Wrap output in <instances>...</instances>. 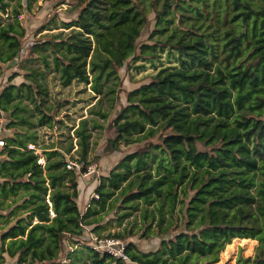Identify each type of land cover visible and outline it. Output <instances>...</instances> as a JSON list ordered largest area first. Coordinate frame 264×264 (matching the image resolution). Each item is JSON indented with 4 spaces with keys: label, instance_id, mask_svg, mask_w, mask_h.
I'll list each match as a JSON object with an SVG mask.
<instances>
[{
    "label": "trees",
    "instance_id": "obj_1",
    "mask_svg": "<svg viewBox=\"0 0 264 264\" xmlns=\"http://www.w3.org/2000/svg\"><path fill=\"white\" fill-rule=\"evenodd\" d=\"M61 2L72 15L51 17L30 41L17 8L0 20V120L12 131L0 145V264H213L234 238L258 241L237 264H264V0ZM9 6L0 0L4 14ZM17 61L25 79L18 70L3 76ZM148 64L158 67L149 81L125 92L120 70ZM47 69L94 93L90 116L74 127L79 170L67 168L72 141L44 146L45 163L28 148L38 144L37 126L56 122L44 107ZM99 119L116 133L104 153L122 158L83 210ZM109 215L128 222L108 237L158 246L127 242L129 262L90 245L64 254L66 239L101 235Z\"/></svg>",
    "mask_w": 264,
    "mask_h": 264
},
{
    "label": "rangeland",
    "instance_id": "obj_2",
    "mask_svg": "<svg viewBox=\"0 0 264 264\" xmlns=\"http://www.w3.org/2000/svg\"><path fill=\"white\" fill-rule=\"evenodd\" d=\"M10 3L8 8V13H13V9L17 8L21 14L23 22H26L29 30V36L27 41H30L32 38L40 36V34L47 32L42 29V32H37L41 26H46L51 17L57 16L59 18H66L72 15L71 5L68 3H63L61 0H37L32 3V8H27V0H5ZM46 1V2H45ZM21 2V6L19 3ZM10 10V12H9ZM7 16V17H6ZM19 17V16H18ZM153 17V15H151ZM10 17L8 15H0V20L6 22ZM154 22L150 28H146L142 34V41H146L150 31L153 29ZM64 29H55L52 31H59ZM36 34V35H35ZM21 61H17L14 66L5 67L3 69V76H8L13 71L18 70L21 77L19 80L25 79L26 71L20 70L18 67ZM175 62V61H174ZM32 62L25 61V64H30ZM163 65H168L169 62L165 59L163 55ZM176 63V62H175ZM36 65L41 66V61L35 63ZM131 64V63H130ZM137 66L140 62L135 63ZM159 64V63H158ZM161 64H159L160 66ZM158 68V67H157ZM155 67H151L149 64L147 69H137L134 65L126 67L120 70L121 77L123 78V87L125 92L136 88L144 82L149 81L148 74L153 73L157 70ZM47 77L44 82L48 88V92L43 96L44 107H52L51 113L54 115L56 122L54 125H41L37 126V132L39 134V140L37 145L38 151L41 155H44L43 149L44 146H58L61 150H64L70 142L72 141L73 149L70 153L67 154L68 160L72 159V156H77L76 150L78 148L77 138L74 134V127H77L80 124V120L90 116L89 107L95 103L93 98L94 93L91 91L89 84H85L78 80H75L72 84L64 86L59 80V75L53 69H47ZM122 92L121 97L125 100L126 93ZM31 108L33 105L28 101H25ZM120 110V108H118ZM118 112V111H117ZM114 112V115L117 114ZM38 116V115H37ZM36 117L33 119L36 120ZM103 124V127L94 128L92 131L91 137V146L90 151V160L92 163L90 173H84L83 178L85 179V184H83L80 196V205L84 209L89 205L91 198L95 195V186L99 184V177L103 174H107L109 169H111L121 158L122 153L118 154H105L104 146L107 143L109 136L115 137L116 133L112 129L108 122H104L102 119H99ZM7 119L2 117L0 120V138L8 136L9 131L5 128ZM129 148V147H128ZM127 149V148H124ZM81 168V164H80ZM79 170V169H78ZM89 170V169H88ZM97 197V195H95ZM132 218V217H131ZM130 218V219H131ZM127 219L122 221V224L119 225V222L114 216H108L103 221L104 229L101 231V235L92 233V235H97L99 237H108L107 234L114 233L119 230H123V227L128 222ZM88 232V231H87ZM91 233L85 235V238L81 241L75 242L69 239H66L64 243V254L71 252L75 249H79L85 245L95 246L91 244L89 239ZM122 240V239H121ZM125 243L133 241L139 248L143 250H151L158 246V243L152 242L148 239H141L138 235L128 236L126 239H123ZM258 245V241L252 238H234L231 243L227 244L225 249L220 254V260L213 264H237V256L239 253H242L245 256H254L255 249ZM83 257L86 261H89L88 253H84Z\"/></svg>",
    "mask_w": 264,
    "mask_h": 264
},
{
    "label": "built area",
    "instance_id": "obj_3",
    "mask_svg": "<svg viewBox=\"0 0 264 264\" xmlns=\"http://www.w3.org/2000/svg\"><path fill=\"white\" fill-rule=\"evenodd\" d=\"M6 14H4L2 11H0V15L5 16ZM18 16H19V19L23 17L21 12H18ZM0 145H1V147L5 146V141L3 138H0ZM28 148L35 150V153L41 156L39 159L40 163L45 162V159H44L43 155H41L40 151H38L36 144L29 143ZM67 168L80 169V164L78 163V161L76 159L75 160H68L67 161ZM90 170H91V167L89 168V170L87 172L90 173L91 172ZM90 240H91V244H95V246H93V248H95L97 250H102V251L108 252L117 258H122V259L126 260L127 262L130 261L127 254L125 253L126 243H125V241H122L123 239L121 240V238H117V237H99L97 235L91 234Z\"/></svg>",
    "mask_w": 264,
    "mask_h": 264
},
{
    "label": "crops",
    "instance_id": "obj_4",
    "mask_svg": "<svg viewBox=\"0 0 264 264\" xmlns=\"http://www.w3.org/2000/svg\"><path fill=\"white\" fill-rule=\"evenodd\" d=\"M46 2V1H45ZM10 7V6H9ZM9 12H10V10H9ZM9 14L10 13H7L6 15H8V17H9ZM11 16H12V13H11ZM7 17V16H6ZM48 31H51V30H48ZM43 157H44V155H43ZM45 163V162H44ZM52 215H54V213L52 212Z\"/></svg>",
    "mask_w": 264,
    "mask_h": 264
}]
</instances>
